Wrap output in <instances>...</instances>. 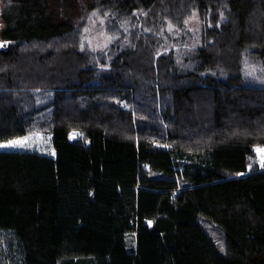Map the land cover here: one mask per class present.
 I'll return each mask as SVG.
<instances>
[{
    "label": "trees",
    "instance_id": "obj_1",
    "mask_svg": "<svg viewBox=\"0 0 264 264\" xmlns=\"http://www.w3.org/2000/svg\"><path fill=\"white\" fill-rule=\"evenodd\" d=\"M0 4V142L44 132L55 149L0 150V264H264V170L244 174L264 84L243 73L264 57V0ZM96 15L118 34L107 53L84 37Z\"/></svg>",
    "mask_w": 264,
    "mask_h": 264
},
{
    "label": "rangeland",
    "instance_id": "obj_2",
    "mask_svg": "<svg viewBox=\"0 0 264 264\" xmlns=\"http://www.w3.org/2000/svg\"><path fill=\"white\" fill-rule=\"evenodd\" d=\"M4 4H0L1 10L3 9ZM105 17L94 16L92 17L89 26L86 29L87 35L84 34V37L89 41L90 45L94 49H105L106 53L110 50L106 48V46H110L112 44L111 39H114L118 34H108L104 31L105 28ZM148 24L152 22V20L147 19ZM203 22L200 19L197 13H192L191 16L186 21V25L182 27V33L176 32L173 35L176 38H179L182 42L176 46L178 49L176 55L179 56V60H176L178 65L182 67H190L191 64L189 60H191L192 55L198 44V39H200L203 35L202 29ZM124 29H128L134 26L133 19H129L120 25ZM2 25L0 24V29ZM185 27L191 33L185 31ZM124 44H128L127 42ZM183 50V51H182ZM256 60H259L257 63ZM246 64L244 66V82L248 84H264V57L253 56L245 59ZM101 63V61H100ZM44 99H40L38 102L45 101ZM82 132L78 128H75L71 131V138L76 139L78 136H81ZM51 134L44 132H33L27 134L25 136L13 138L7 141L0 142V150H24V151H35L41 154L46 155H55V149L52 145ZM189 139V138H188ZM190 140V139H189ZM13 141H20L19 144H13ZM257 154H262L264 151V144H257L254 146ZM199 222L205 227V229L214 237L217 242L220 251L225 252V234L223 228L219 226L212 219L200 216ZM132 235H129L128 245L132 247Z\"/></svg>",
    "mask_w": 264,
    "mask_h": 264
},
{
    "label": "built area",
    "instance_id": "obj_3",
    "mask_svg": "<svg viewBox=\"0 0 264 264\" xmlns=\"http://www.w3.org/2000/svg\"><path fill=\"white\" fill-rule=\"evenodd\" d=\"M255 165L260 169L264 170V153L258 154ZM253 165L248 167L249 172L252 171Z\"/></svg>",
    "mask_w": 264,
    "mask_h": 264
},
{
    "label": "bare ground",
    "instance_id": "obj_4",
    "mask_svg": "<svg viewBox=\"0 0 264 264\" xmlns=\"http://www.w3.org/2000/svg\"><path fill=\"white\" fill-rule=\"evenodd\" d=\"M250 165H253V169H252V171L260 170V169L255 165V163H249V164L247 165L246 172H245L244 174H249V173L252 172V171L249 172V170H248V167H249Z\"/></svg>",
    "mask_w": 264,
    "mask_h": 264
},
{
    "label": "water",
    "instance_id": "obj_5",
    "mask_svg": "<svg viewBox=\"0 0 264 264\" xmlns=\"http://www.w3.org/2000/svg\"><path fill=\"white\" fill-rule=\"evenodd\" d=\"M8 44V41L7 40H1L0 39V45L1 46H6Z\"/></svg>",
    "mask_w": 264,
    "mask_h": 264
},
{
    "label": "snow or ice",
    "instance_id": "obj_6",
    "mask_svg": "<svg viewBox=\"0 0 264 264\" xmlns=\"http://www.w3.org/2000/svg\"><path fill=\"white\" fill-rule=\"evenodd\" d=\"M13 144H19V143H21L20 141H13L12 142ZM258 151H264V150H258Z\"/></svg>",
    "mask_w": 264,
    "mask_h": 264
}]
</instances>
